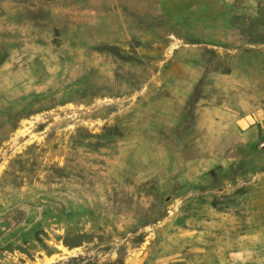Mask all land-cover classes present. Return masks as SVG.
<instances>
[{
  "label": "rangeland",
  "instance_id": "374dc122",
  "mask_svg": "<svg viewBox=\"0 0 264 264\" xmlns=\"http://www.w3.org/2000/svg\"><path fill=\"white\" fill-rule=\"evenodd\" d=\"M262 144L264 0H0V264H264Z\"/></svg>",
  "mask_w": 264,
  "mask_h": 264
},
{
  "label": "crops",
  "instance_id": "0c3cea01",
  "mask_svg": "<svg viewBox=\"0 0 264 264\" xmlns=\"http://www.w3.org/2000/svg\"><path fill=\"white\" fill-rule=\"evenodd\" d=\"M134 46V44L132 43V42H128V43H126L125 44V47L126 48H132ZM181 48V47H180ZM185 50H186V48H184ZM179 50V48H176V47H174V56H176L177 58H183V57H187L188 55H189V52H188V50H186V51H184V52H182V53H180V54H177L176 55V52ZM149 55H151V57H154V59L152 58L151 59V61H152V65H153V67H152V70L151 71H153V72H151V76L148 78V80H158L159 78H160V75H161V78H163V79H166V73H161L160 74V72L158 71V69H159V66H160V64H161V60H158V57L156 58L154 55L155 54H149ZM153 55V56H152ZM157 65V66H156ZM158 72V73H157ZM165 77V78H164Z\"/></svg>",
  "mask_w": 264,
  "mask_h": 264
},
{
  "label": "built area",
  "instance_id": "2783aa9c",
  "mask_svg": "<svg viewBox=\"0 0 264 264\" xmlns=\"http://www.w3.org/2000/svg\"><path fill=\"white\" fill-rule=\"evenodd\" d=\"M261 146H264V144H262Z\"/></svg>",
  "mask_w": 264,
  "mask_h": 264
}]
</instances>
